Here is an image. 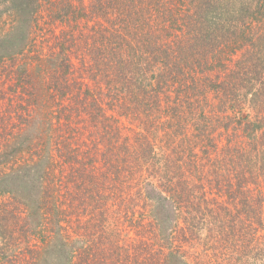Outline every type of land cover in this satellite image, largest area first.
Returning <instances> with one entry per match:
<instances>
[{"label":"trees","instance_id":"trees-1","mask_svg":"<svg viewBox=\"0 0 264 264\" xmlns=\"http://www.w3.org/2000/svg\"><path fill=\"white\" fill-rule=\"evenodd\" d=\"M181 1L101 27L90 79L59 89L68 105L50 95L69 125L17 115L0 152V264H264V0ZM25 27L11 57L32 42ZM183 156L209 170L182 173Z\"/></svg>","mask_w":264,"mask_h":264},{"label":"rangeland","instance_id":"rangeland-1","mask_svg":"<svg viewBox=\"0 0 264 264\" xmlns=\"http://www.w3.org/2000/svg\"><path fill=\"white\" fill-rule=\"evenodd\" d=\"M64 1L70 4V10H68L70 14L62 22L57 18V14L63 9L57 4ZM104 1L105 4L95 6L91 0H56V2L52 0V3L49 4L39 0L38 5H35V0H29V5L32 6L30 10L33 14L28 17L26 12L29 10L25 9L22 14L20 13L21 8L19 9L14 1L0 0V117L9 118L11 116L9 125H3L4 128L0 126V152L10 146L8 141L11 142V139L8 132H10L11 126L24 122V120H18L17 115L25 118V115L29 114L30 125L37 124V126L43 125L44 127L57 125L58 127L60 122L61 125L63 123L69 125L68 119H64L50 95H55L58 100H65V104L68 105L69 102L64 97L61 99L59 89L61 90L65 85H70L73 82L76 87L79 83H87L85 79H90V73L83 69L91 66L86 60L89 57L87 53L93 48L97 39H101V27L107 28L112 21L117 24L122 20V24L129 23L135 18L136 13L140 11H142L141 13L152 12L155 9L153 0ZM196 2L197 0H184L181 1L183 5H178V7L182 8V12H186L193 9ZM247 2L250 3L251 0H247ZM174 4H179V0H172V2L167 0V6L174 7ZM251 5L254 7V2ZM125 6L127 8L124 9ZM99 8L102 9L101 13ZM20 15H23L25 21L23 20V23L19 25V21L22 20H20ZM147 22L141 20L139 23ZM25 24L24 31L28 33V39H31L32 42L28 48L21 43L19 51L11 57L15 50L10 44L12 42L8 35L20 31V28ZM256 26L257 24H253L252 30L256 31ZM130 31L131 28L126 27L124 34L131 35ZM72 38L75 40H71ZM19 66H23L27 70V75L28 73L32 75L29 77L30 84L24 85L26 83L24 80L23 83L18 81L19 77L23 76L18 70ZM186 76L189 77V74L187 73ZM22 79L25 78L22 77ZM31 92L36 94L35 101L31 100ZM30 100L32 104L29 106ZM24 110L27 111L24 112ZM21 112L24 114L22 115ZM173 119L178 120L177 118ZM74 124L75 121L72 125ZM225 124L227 125V123ZM187 125L192 124L187 123ZM63 131L64 128L60 132L61 135ZM229 133L232 136L235 134L233 129H230ZM238 135L241 137V132ZM3 138L6 140L2 144ZM40 146H45V140L40 142ZM201 161L183 156L177 165L181 166V172L184 174L185 172L193 173L196 169H201L205 173L209 167H205L207 161L203 162L204 165ZM124 177L123 174H120L119 178L122 180ZM125 178L129 180L127 177ZM129 188L130 184H127V190ZM250 188H255V186H250ZM106 198L110 199V195ZM108 203L111 206L113 202L109 201ZM135 203L137 205V202ZM255 208L257 212L261 209V207ZM104 258L113 260L112 256Z\"/></svg>","mask_w":264,"mask_h":264}]
</instances>
